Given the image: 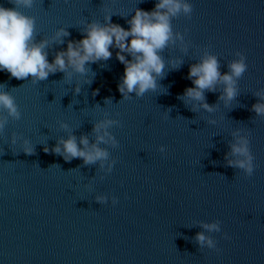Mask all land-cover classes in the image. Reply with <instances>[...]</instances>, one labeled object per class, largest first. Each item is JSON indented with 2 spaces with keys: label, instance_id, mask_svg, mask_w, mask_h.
<instances>
[{
  "label": "water",
  "instance_id": "1",
  "mask_svg": "<svg viewBox=\"0 0 264 264\" xmlns=\"http://www.w3.org/2000/svg\"><path fill=\"white\" fill-rule=\"evenodd\" d=\"M156 2L33 0L16 10L34 18L33 43L48 41L51 63L87 23L111 14L127 29L137 8L151 11ZM182 2L192 12L170 18L173 41L158 53L165 67L155 91L124 98V66L111 48L109 60L86 64L85 76L58 71L34 82L0 72V91L19 114L0 106V264H264V114L253 110L264 104V0ZM60 28L69 33L63 43L52 39ZM237 52L247 68L233 78L232 100L222 98V82L203 90L202 101L183 97L193 86L190 66L211 55L220 74H230ZM105 120L113 123L97 132ZM104 131L113 140L98 141ZM70 137L106 159L85 164L53 151L63 153ZM242 141L251 176L237 165L245 156L232 151ZM212 224L219 231L204 227Z\"/></svg>",
  "mask_w": 264,
  "mask_h": 264
},
{
  "label": "clouds",
  "instance_id": "2",
  "mask_svg": "<svg viewBox=\"0 0 264 264\" xmlns=\"http://www.w3.org/2000/svg\"><path fill=\"white\" fill-rule=\"evenodd\" d=\"M14 5L13 8L0 7V72H7L17 80L31 76L34 82L44 80L49 74L58 71L66 73L68 77H71L73 73L85 76L90 71L86 64L109 60L113 55L111 48L116 50V60L124 66L120 83L117 86L124 98H128L129 93L134 92L139 97L149 90H156V79L163 75L165 67L158 53L173 41L170 18L181 11L186 15L192 12V6L182 0H158L151 11L137 8L131 18L126 20L127 29L111 23V14L105 15L103 24L87 23L82 29L81 39L69 40L66 49L57 52L50 63L44 51L48 41L33 43L34 18L16 10L20 7L31 8L33 0H14ZM68 35V31L60 28L54 33L52 39L63 43L62 38ZM176 39H182V37L177 34ZM236 55L239 59L229 65L230 74L221 75L217 58L211 55L206 56L199 64L190 66L187 77L193 86L184 90L183 97L202 101L204 99L203 90L212 91L217 82H222L225 85L222 98L226 101L232 100L236 95L233 78L240 77L247 68L245 57L239 52ZM178 63L177 61L176 64ZM175 66L174 64L173 67ZM85 83H90V81L85 80ZM79 90V87L75 89L77 93ZM97 92L98 89L93 92V95ZM0 106L7 109L9 115L18 117L13 99L2 91H0ZM201 107L209 112L212 111L206 103H203ZM253 110L257 114H264V104L253 105ZM111 123L113 122L108 120L98 123L95 130L100 132ZM0 127H3V121H0ZM105 137L113 140L107 131H104L103 135H98L97 140L107 142ZM62 143L63 153L60 147H55L53 151L62 154L66 160L80 157L85 164H90L107 157V153L95 145L90 150L78 148L74 137ZM246 143L242 141L240 147L233 146L232 151L245 156L246 159L238 161L237 165L251 176L253 158L248 153ZM25 144H27L26 141ZM80 144L87 148V138L82 137ZM44 151L47 152L48 149L45 148ZM24 152L31 154L32 149L26 146ZM97 199L98 202H103V198ZM116 202L113 200V204ZM204 227L208 230L219 231L216 224L204 225ZM196 239L201 245L207 244L209 248L214 247L213 241L203 234H197Z\"/></svg>",
  "mask_w": 264,
  "mask_h": 264
}]
</instances>
